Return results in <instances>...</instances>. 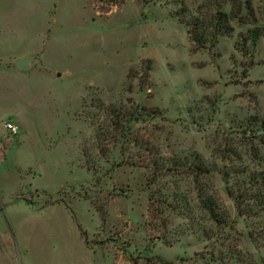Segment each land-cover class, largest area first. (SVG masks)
<instances>
[{
    "label": "rangeland",
    "instance_id": "obj_1",
    "mask_svg": "<svg viewBox=\"0 0 264 264\" xmlns=\"http://www.w3.org/2000/svg\"><path fill=\"white\" fill-rule=\"evenodd\" d=\"M219 7L197 50L179 17ZM255 29L264 0H0V264H264Z\"/></svg>",
    "mask_w": 264,
    "mask_h": 264
},
{
    "label": "trees",
    "instance_id": "obj_2",
    "mask_svg": "<svg viewBox=\"0 0 264 264\" xmlns=\"http://www.w3.org/2000/svg\"><path fill=\"white\" fill-rule=\"evenodd\" d=\"M180 22L186 26L190 41L195 45L197 50L213 46L220 36H226L232 32L229 22V16L221 11L219 7L209 20L195 18L194 20H185L179 17ZM264 36V30L255 29L249 32L248 41L256 46L259 39ZM132 116V114H130ZM117 119V118H116ZM117 127L119 122L113 121ZM121 124V121H120ZM99 139V135H98ZM201 167V166H200ZM146 264H171L161 258H149Z\"/></svg>",
    "mask_w": 264,
    "mask_h": 264
},
{
    "label": "crops",
    "instance_id": "obj_3",
    "mask_svg": "<svg viewBox=\"0 0 264 264\" xmlns=\"http://www.w3.org/2000/svg\"><path fill=\"white\" fill-rule=\"evenodd\" d=\"M26 57H29V60H28V62H27V64L25 65V67H24V70L23 71H19L18 69H17V67H16V64H17V62L19 61V60H23L24 58H26ZM34 57H35V55H31V54H25V55H23V56H20V57H16V58H14V60H13V62L10 64L13 68H14V70H16V71H18V72H24V71H27L29 68H30V66L32 65L31 64V61L34 59ZM19 123V122H18ZM19 125H20V123H19ZM19 127V126H18ZM21 127V126H20ZM19 127V128H20ZM20 131V130H19Z\"/></svg>",
    "mask_w": 264,
    "mask_h": 264
},
{
    "label": "built area",
    "instance_id": "obj_4",
    "mask_svg": "<svg viewBox=\"0 0 264 264\" xmlns=\"http://www.w3.org/2000/svg\"><path fill=\"white\" fill-rule=\"evenodd\" d=\"M3 127L6 131H8L11 135L15 136L19 133V127L12 123H4Z\"/></svg>",
    "mask_w": 264,
    "mask_h": 264
},
{
    "label": "water",
    "instance_id": "obj_5",
    "mask_svg": "<svg viewBox=\"0 0 264 264\" xmlns=\"http://www.w3.org/2000/svg\"><path fill=\"white\" fill-rule=\"evenodd\" d=\"M28 60H29V57H26V58H24L23 60H19V61L17 62V64H16L17 69H18L19 71H23L25 65H26L27 62H28Z\"/></svg>",
    "mask_w": 264,
    "mask_h": 264
}]
</instances>
